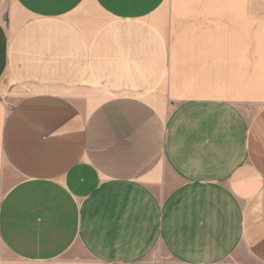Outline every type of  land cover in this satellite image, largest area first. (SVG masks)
<instances>
[{"label":"crops","instance_id":"obj_1","mask_svg":"<svg viewBox=\"0 0 264 264\" xmlns=\"http://www.w3.org/2000/svg\"><path fill=\"white\" fill-rule=\"evenodd\" d=\"M163 2L0 0V264H264L252 50Z\"/></svg>","mask_w":264,"mask_h":264},{"label":"rangeland","instance_id":"obj_2","mask_svg":"<svg viewBox=\"0 0 264 264\" xmlns=\"http://www.w3.org/2000/svg\"><path fill=\"white\" fill-rule=\"evenodd\" d=\"M88 4L92 5L91 2ZM92 8L97 18L99 12ZM155 18L163 33L174 40L187 39L191 48L205 47L199 39L216 43L217 36H235L237 51L249 47L252 61L241 67L237 80L246 79V95L253 99L243 103L245 111L249 114L258 111L264 103V0H164ZM233 20L236 21L235 27L231 28L227 22ZM218 23L223 27L216 28ZM244 41L251 44L244 45ZM208 47L214 56L216 44ZM74 252L67 256L74 255ZM78 252L84 255L82 250L78 249ZM157 258L161 259L159 254Z\"/></svg>","mask_w":264,"mask_h":264}]
</instances>
